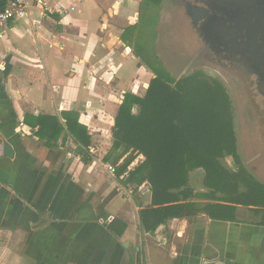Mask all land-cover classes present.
I'll return each instance as SVG.
<instances>
[{
	"label": "crops",
	"instance_id": "crops-1",
	"mask_svg": "<svg viewBox=\"0 0 264 264\" xmlns=\"http://www.w3.org/2000/svg\"><path fill=\"white\" fill-rule=\"evenodd\" d=\"M43 1L53 11L25 0L26 14L0 37V264H264V226L252 206L235 205L233 220L201 212L145 232L138 211L151 201L148 183L136 187L143 193L135 199L134 186L101 163L123 93L152 78L121 39L138 19L142 0ZM62 8L66 14L58 12ZM63 112L87 127L89 164L64 132L54 152L41 156L36 128L23 122L25 115L63 122ZM2 138L11 143L13 158L3 155ZM102 169L109 176L104 183ZM102 184L106 194H117L99 211L91 197ZM189 185L195 193L208 192L202 169L189 172ZM129 200L136 217L123 207Z\"/></svg>",
	"mask_w": 264,
	"mask_h": 264
},
{
	"label": "trees",
	"instance_id": "trees-1",
	"mask_svg": "<svg viewBox=\"0 0 264 264\" xmlns=\"http://www.w3.org/2000/svg\"><path fill=\"white\" fill-rule=\"evenodd\" d=\"M8 1L0 0V11ZM145 1L158 5L161 0H143L139 9ZM133 26L124 29L123 41ZM134 54L139 65L143 61L154 76L143 96L123 93L110 130L112 145L102 160L114 166L120 182L134 186L132 191L144 182L150 185L151 201L138 211L143 230L154 233L169 219L191 218L201 212L218 220H233L235 205L252 206L261 217L258 224L264 226V184L242 164L232 102L222 82L202 70L175 80L156 59L154 65L141 51ZM31 117L34 123L29 121ZM62 118L63 122L55 116L25 115L23 122L36 128L41 156L54 152L64 132L76 142L80 161L89 164L87 127L70 113L63 112ZM229 156L234 169L226 162ZM196 169L203 170L208 192L195 193L190 188L189 172ZM116 194L112 190L98 210ZM208 198L225 203L200 206L194 202Z\"/></svg>",
	"mask_w": 264,
	"mask_h": 264
},
{
	"label": "rangeland",
	"instance_id": "rangeland-1",
	"mask_svg": "<svg viewBox=\"0 0 264 264\" xmlns=\"http://www.w3.org/2000/svg\"><path fill=\"white\" fill-rule=\"evenodd\" d=\"M139 10L138 19L136 20L135 17L133 22L135 23L133 26L134 28L127 33L128 35L125 40V42L127 41L128 43L126 44L131 48L132 54L135 51H141L150 61L156 59V61L161 63L163 69L175 80L196 70H202L208 76L221 81L232 102L237 149L242 164L253 173L259 182L264 184V128L260 129L259 126L255 125V131L258 137L256 140L260 141L262 148L250 147V143H248V140L245 138L247 135L244 133L247 120L245 116L248 114L247 109V113L244 111L245 104L248 105L255 100L262 107L264 98L259 96L254 90L249 92V88H245L242 79L240 80L235 76L232 77L229 74V70L219 68V65L214 59L211 61L205 58V52L195 32L190 28L189 21L185 17L183 7L179 4V0H161L158 5H153L145 1ZM125 25H130V23ZM156 63L157 62H154L153 64L156 65ZM142 65L147 70H150L143 61ZM150 72L153 77V72L151 70ZM147 86L148 83L147 85L143 83L140 88L134 86L132 89H127L126 92H132L135 95L143 96ZM252 89L254 88L252 87ZM246 97H248L247 100ZM254 113L255 111L251 113V118L255 116ZM251 120L252 119H249V121ZM138 159L142 160V157L140 156ZM227 159L230 165L234 167L233 159H231V157ZM101 163L106 165L110 164L103 160ZM101 166L103 167V164ZM103 169L106 168L103 167ZM103 169L101 172L103 176L106 177L105 180L102 179L104 183L106 179H109V176H107L108 173L106 174ZM193 184L194 186H198L200 182L193 181ZM102 186L104 188L93 193L91 197L92 204L95 208L102 204L104 199L111 193V190H109L106 194L105 184H102ZM139 194L141 193L134 190L130 195L136 199ZM107 204H105L104 207H106ZM123 207L126 211L132 208L134 216H137L136 209L130 200L125 202ZM107 219L108 218H106V220ZM103 222L105 221L103 220L102 223Z\"/></svg>",
	"mask_w": 264,
	"mask_h": 264
},
{
	"label": "water",
	"instance_id": "water-1",
	"mask_svg": "<svg viewBox=\"0 0 264 264\" xmlns=\"http://www.w3.org/2000/svg\"><path fill=\"white\" fill-rule=\"evenodd\" d=\"M183 2L185 17L205 52V58L214 59L219 68L229 70L232 77L242 79L249 92L254 90L264 98V0ZM117 6L118 3H115L114 7ZM219 56L222 59H218ZM244 108L245 112L248 110L245 138L250 147L262 148L260 141L256 140L255 128H264V101L262 107L254 100L245 104ZM252 110L255 116L251 118ZM2 148L5 157L13 158L12 145L6 138H2Z\"/></svg>",
	"mask_w": 264,
	"mask_h": 264
},
{
	"label": "built area",
	"instance_id": "built-area-1",
	"mask_svg": "<svg viewBox=\"0 0 264 264\" xmlns=\"http://www.w3.org/2000/svg\"><path fill=\"white\" fill-rule=\"evenodd\" d=\"M36 4L41 6L45 11H53L50 7H47L45 5V2L43 0H36ZM28 6L25 0H9L6 4V6L0 11V37L3 36L4 31L6 27L8 26V23L14 19L20 18L24 16L27 12ZM70 10H73V7L70 8ZM68 9L62 8L58 9V12L66 14ZM107 169L111 171V173H114V166L108 165ZM147 183V182H146ZM145 183H142L139 186V190L145 189ZM149 185V184H148ZM146 186V190L149 191L150 186ZM143 193V191L141 192Z\"/></svg>",
	"mask_w": 264,
	"mask_h": 264
},
{
	"label": "flooded vegetation",
	"instance_id": "flooded-vegetation-1",
	"mask_svg": "<svg viewBox=\"0 0 264 264\" xmlns=\"http://www.w3.org/2000/svg\"><path fill=\"white\" fill-rule=\"evenodd\" d=\"M180 1V3H181V5H183V4H185V2H183L184 0H179ZM196 0H193V2H195ZM218 59H222V57H218Z\"/></svg>",
	"mask_w": 264,
	"mask_h": 264
}]
</instances>
